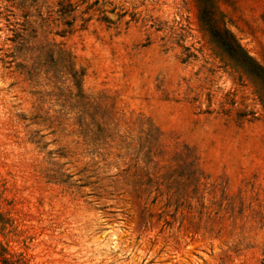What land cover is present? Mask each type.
<instances>
[{
	"label": "rangeland",
	"instance_id": "374dc122",
	"mask_svg": "<svg viewBox=\"0 0 264 264\" xmlns=\"http://www.w3.org/2000/svg\"><path fill=\"white\" fill-rule=\"evenodd\" d=\"M262 68L264 0H0V264H264Z\"/></svg>",
	"mask_w": 264,
	"mask_h": 264
},
{
	"label": "trees",
	"instance_id": "16d2710c",
	"mask_svg": "<svg viewBox=\"0 0 264 264\" xmlns=\"http://www.w3.org/2000/svg\"><path fill=\"white\" fill-rule=\"evenodd\" d=\"M216 35L218 36L216 40L217 45L224 51H226L231 57L235 58L234 53L239 51L241 60L249 61L252 64L256 63L255 60L243 49V47L237 41L236 37L229 30L225 29L222 31V35L215 34V36ZM261 70L264 71L263 68ZM8 261V259H5L6 263H8Z\"/></svg>",
	"mask_w": 264,
	"mask_h": 264
}]
</instances>
